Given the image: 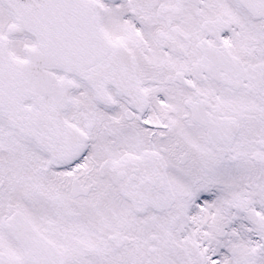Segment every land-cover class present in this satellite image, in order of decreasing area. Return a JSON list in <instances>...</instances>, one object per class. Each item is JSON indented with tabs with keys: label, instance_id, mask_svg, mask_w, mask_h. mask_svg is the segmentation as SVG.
Listing matches in <instances>:
<instances>
[{
	"label": "snow or ice",
	"instance_id": "6c2138e0",
	"mask_svg": "<svg viewBox=\"0 0 264 264\" xmlns=\"http://www.w3.org/2000/svg\"><path fill=\"white\" fill-rule=\"evenodd\" d=\"M0 264H264V0H0Z\"/></svg>",
	"mask_w": 264,
	"mask_h": 264
}]
</instances>
